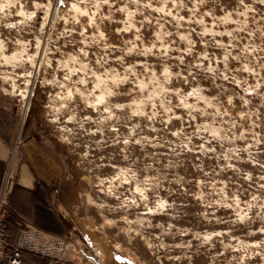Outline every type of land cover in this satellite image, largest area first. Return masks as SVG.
Returning <instances> with one entry per match:
<instances>
[{"label": "rangeland", "instance_id": "1", "mask_svg": "<svg viewBox=\"0 0 264 264\" xmlns=\"http://www.w3.org/2000/svg\"><path fill=\"white\" fill-rule=\"evenodd\" d=\"M0 124L74 264H264V0H0Z\"/></svg>", "mask_w": 264, "mask_h": 264}, {"label": "crops", "instance_id": "2", "mask_svg": "<svg viewBox=\"0 0 264 264\" xmlns=\"http://www.w3.org/2000/svg\"><path fill=\"white\" fill-rule=\"evenodd\" d=\"M1 126L0 124V130ZM5 137L0 134V183L11 158L12 173L15 176V187L6 213L7 233L15 236L19 225L29 223L47 235L61 237L62 234H66L68 226L57 206L58 194L54 190L55 183L49 176L47 179L41 176L36 165L25 153L16 150L14 145L10 146L11 143H7ZM35 152V156L41 157L40 165L45 158L39 151ZM34 258L32 255L23 254L22 264H37Z\"/></svg>", "mask_w": 264, "mask_h": 264}, {"label": "built area", "instance_id": "3", "mask_svg": "<svg viewBox=\"0 0 264 264\" xmlns=\"http://www.w3.org/2000/svg\"><path fill=\"white\" fill-rule=\"evenodd\" d=\"M13 182L5 172L0 183V264H22L23 254L47 259L50 264H74L69 260L65 240L23 224L15 239L7 233L5 219ZM68 249V251H67Z\"/></svg>", "mask_w": 264, "mask_h": 264}, {"label": "trees", "instance_id": "4", "mask_svg": "<svg viewBox=\"0 0 264 264\" xmlns=\"http://www.w3.org/2000/svg\"><path fill=\"white\" fill-rule=\"evenodd\" d=\"M0 134L1 135H4V134H7V131H6V129H5V127H3V126H1V130H0ZM29 140H27V142H28ZM7 143H9V140L7 139ZM35 154H36V152H32L31 154H28L27 153V158L33 163V164H35Z\"/></svg>", "mask_w": 264, "mask_h": 264}, {"label": "bare ground", "instance_id": "5", "mask_svg": "<svg viewBox=\"0 0 264 264\" xmlns=\"http://www.w3.org/2000/svg\"><path fill=\"white\" fill-rule=\"evenodd\" d=\"M3 56H4V58H5V60L6 61H10V59L12 60V58H14V56L13 57H8V56H6L5 54H3ZM14 60H15V58H14ZM14 60H12V61H14ZM103 95H101L99 98L100 99H102L103 100ZM10 162V161H9ZM7 167H8V170L10 171V163H8V165H7ZM11 179H12V177H13V175L11 174ZM30 228H32V229H34V230H37V229H35V228H33L32 226H30V225H28ZM37 231H39V230H37ZM39 232H41V231H39ZM43 233V232H42ZM45 234V233H44ZM67 251H68V249H67Z\"/></svg>", "mask_w": 264, "mask_h": 264}]
</instances>
